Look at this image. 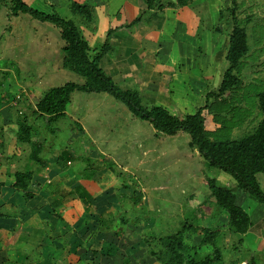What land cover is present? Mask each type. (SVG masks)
Instances as JSON below:
<instances>
[{"label":"rangeland","instance_id":"rangeland-1","mask_svg":"<svg viewBox=\"0 0 264 264\" xmlns=\"http://www.w3.org/2000/svg\"><path fill=\"white\" fill-rule=\"evenodd\" d=\"M231 1L191 0L175 18V23L173 19L169 27L149 32L147 48H155L154 42L169 39L167 42L173 45L193 47L195 56L212 57L223 72L227 68L224 55L228 34H219L211 28L218 20L217 25L230 29ZM9 2L0 0V71H3L0 72V139L4 144V148L0 147L4 149L0 159L5 161L2 162L4 168L0 167V183L7 185L13 178V170L32 171L33 178L28 187L31 198L26 200L25 206L18 194L0 191V226L8 232L0 241V254H4L1 251L4 248L13 251L11 255L15 259L8 256L6 264L11 260L9 257L13 261L18 260L19 263L15 264H39V261L41 264H158L148 252L157 250V238L177 232L185 221L193 220L198 215L194 208L206 197L205 178H216L214 173L201 161L196 151L188 147L184 133L165 137V140L152 139L153 130L148 124L134 121L121 104L105 94L75 95L66 116L48 126L41 118H30L31 110L44 91L68 81L80 83L81 79L66 70L60 71L61 43L57 29L49 23L40 24L31 20L24 14L12 17ZM70 2L73 1L27 0V5L39 12L57 14L75 21L73 19L80 16H72ZM119 3V0H109L102 5V10L108 14L110 10H116ZM177 7L174 4L168 9L175 12L179 9ZM154 9L156 16L147 19L158 20L160 24L161 19L156 12L160 10ZM234 11L237 24L244 28L247 39V61L242 66L246 55L239 61L237 75L242 81V95L247 104L252 131L256 118L261 117L257 95L264 90V60L258 59L259 50L264 52V0H235ZM140 14L145 15V11L142 10ZM92 15L99 26L101 19L95 11ZM110 22L116 24L115 19ZM87 23L79 20L77 24L86 28ZM148 23H143L144 28ZM194 23L195 27L192 25ZM89 25L92 26V23ZM135 35L131 37L137 39ZM223 37L224 44H220ZM125 40L121 38L119 45L123 43L122 49L126 50L121 51L129 53ZM217 40L220 44L218 53L212 55ZM199 47H204L201 56L197 49ZM138 50L141 54L137 51L136 55L121 59L123 63L115 68L114 75L120 79L117 84L123 89L139 91L145 108L164 105L178 117L192 113L196 105L202 102V97L189 94L181 99L173 98L171 94L164 97L173 83L174 87L182 86V82L173 79L182 75L184 80L181 70L169 64L166 68L172 75L160 74L157 55L142 52L140 45ZM218 54H221L219 61ZM153 58L155 66H152V70L147 62ZM242 67L243 73L240 71ZM185 68L187 70L189 67ZM189 69L191 76L197 77V73L195 75L192 68ZM7 93L10 95L8 102L5 101ZM206 95L204 102L200 103L205 105L202 111L204 118L209 114L208 117L213 116L215 122L221 125V130L227 129L224 134L210 133L212 140L237 139L250 132L233 131L229 134L230 121L219 122V115L227 114L224 111L226 108L223 105L216 109L206 106ZM213 99L210 97L208 100ZM235 112L234 109L230 110L227 117H234ZM25 118L37 133L31 136L28 143H19L16 139V121ZM36 145H40L37 154L40 162L31 157ZM64 153L70 157H61ZM41 161L43 166L40 165ZM215 171L223 179L230 177L219 170ZM230 181L234 187L231 177ZM216 182L221 184L219 180ZM238 193L239 190L235 192L238 205L253 218L255 207L261 203L248 194L243 200ZM83 202L89 203V206ZM21 203L22 207L17 206ZM14 206L18 209L15 210ZM118 210L119 213L122 211L119 218ZM211 211L210 208L205 209L204 214L207 216ZM213 211V214L217 213L216 209ZM10 212H15V216L7 214ZM11 217L15 218L9 226ZM18 221L23 224L19 225ZM21 234L28 236L24 238ZM226 237L222 252L229 264L240 245L236 236L228 233ZM53 238L58 239L53 241ZM184 238L187 245L197 242V235L189 230L185 231ZM38 239L43 240L41 247L37 246L40 243ZM50 241L63 248L55 246L54 251ZM259 248L261 252L256 254L254 263L244 252L238 255L239 264H264V248Z\"/></svg>","mask_w":264,"mask_h":264},{"label":"trees","instance_id":"trees-1","mask_svg":"<svg viewBox=\"0 0 264 264\" xmlns=\"http://www.w3.org/2000/svg\"><path fill=\"white\" fill-rule=\"evenodd\" d=\"M147 10L162 9L174 4H162L159 0H141ZM191 0H176L178 7L187 5ZM230 8L231 27L228 34V46L225 53L227 68L222 74V79L216 93H211L215 99L225 92L239 86L238 63L247 53V39L244 28L238 26L235 16V0ZM73 15H79L84 22L92 20L91 8L87 5L69 3ZM9 13L12 17L19 14L27 15L31 20L40 23H49L58 31L61 43L60 57L61 69L78 76L80 83L65 82L60 86H53L44 91L34 108L30 118H41L45 126L65 116L66 109L74 94L99 95L105 94L115 102L121 104L131 115L132 119L148 124L153 130L156 139L175 136L184 133L187 136V145L195 150L204 163L216 170L229 175L239 190L253 197L257 202L264 204V90L257 95V107L261 120L255 128L237 139L212 140V136L204 130L203 108L183 117L175 116L159 106L145 108L137 91L122 89L116 85L98 67V61L108 49L106 40L101 48L93 55L80 36L72 20L63 19L56 14L39 12L22 0H10ZM140 19L136 18L134 23ZM131 24V25H132ZM129 25V26H131ZM17 141L28 143L31 136L37 132L34 126L27 123V119L17 122ZM40 145L32 149L31 157L39 161L37 154ZM64 159L70 157L64 153ZM60 159V158H59ZM71 160V159H70ZM60 163V162H59ZM62 168V165H60ZM263 178V188L258 183V177ZM33 178L31 171L16 170L13 174L10 187L17 191L23 199L29 200L31 195L28 187ZM208 200L217 210L209 221L198 217L185 221L181 228L166 236L157 238V250H150L149 256L158 264H217L221 262V251L227 242L226 235L239 238L249 229L248 214L238 203L234 191L216 184L214 179H206ZM81 199L82 194H80ZM124 222L123 220H121ZM197 235V242L187 245L184 241L185 231Z\"/></svg>","mask_w":264,"mask_h":264},{"label":"crops","instance_id":"crops-1","mask_svg":"<svg viewBox=\"0 0 264 264\" xmlns=\"http://www.w3.org/2000/svg\"><path fill=\"white\" fill-rule=\"evenodd\" d=\"M22 1L27 5V0H22ZM71 1H73L79 5L89 6L91 8L92 13H93V11H95V13L97 14V17L101 19V23L99 24V26H97L98 22L96 21V18H95V16H93L94 15L93 14L92 15V21L87 23V25L85 24L88 28L78 26V24H77L78 21L82 20V18L79 16H78L79 18H77V19L74 18L73 20H75V21H73V22L76 25L77 30H78L80 36L82 37V39L84 41H86L88 48H89V51H90L89 54H91V55H93L96 51H98L101 48L103 43L106 41V35H107V37H108V39H107L108 49L103 54L102 58H100V60L98 61V67L116 85H118L117 82L120 79H119V77H117V75H114L115 74V71H114L115 68L119 65V63H121V64L123 63L121 61V59L125 60V59H127L128 56L135 54L137 51L139 52L140 50H138V45H140L142 47V52H146L148 54H149V52H152V54H156L157 58H159V60H158L159 66H157L159 69L158 73H160V74L166 73L168 75H172L171 72H169L168 69L166 68V66H168L170 64V66H172L173 68L180 69L181 70L180 73L184 74V76H185V78H183L184 80H182V77H181L182 75L181 76L178 75L179 77L177 76V77L173 78L174 80H178L179 83L182 82V86H175L174 87V83H173L172 86L169 88V90L164 94L165 98L169 94H171L170 96H172L173 98H177V99L184 98V96L186 97L187 94H189L193 97H202L203 98L202 102H199V104L196 105V107L192 111V113H194L195 110H197L199 108H203L205 106V105H201L200 103L204 102V96L207 94L206 95L207 96V105L206 106H210V107L213 106L216 109V108L223 105V107L226 108V110H224V111L227 114H223V113L220 114L219 116L221 117V120L219 122L221 123V121H222V123H224V122L230 121V125L228 126L229 127L228 128L229 134L233 133V131H241V132L242 131H250V129L253 127V126H251L252 122H250L249 115L247 113V110H248L247 104H246L245 99L243 98V95H242V89H241L242 81H240L239 86L235 87L234 89H232L228 92H225L224 94H222L217 99H215L213 96L208 97V95H210L212 92H214V91H215V93L217 92V89L220 85V82L222 79V74L224 71L222 72V70L221 71L219 70L217 64L214 63L212 57L206 56L205 58H201L202 57L201 54L203 52L202 48H204V47L197 48L201 57H198V54H197V56H195L196 52L193 51L194 50L193 47H189V46H186L184 44L173 45L172 42H167V41H170L169 39L166 42H160V41L154 42V45L156 46L155 48H153V47H152V49L147 48L148 47V43H147L148 40L146 37L149 34V32H151L154 29L160 30V29H165V28L169 27L171 22H173V19H174V23H175V21H176L175 18L178 17L179 14H181L183 12V9L188 5L182 6V7H177L179 9H177L175 12L174 11L170 12L168 9V8L173 7V6L164 7L162 9H160V11H156V12H158L157 16L161 19V21L159 22L160 24H158L157 23L158 20L152 21L151 19L150 20L147 19V17L149 18L151 16H156V14H154V12H153V11H155V9L147 10L145 4L141 0H119L120 3L118 5V8L116 10H110V12L108 14L106 13V10H104V9L102 10V5H106L109 2V0H71ZM159 1L162 4H166V3L175 4L172 2V0H159ZM141 9L143 11H145V15H143V16H139V15H141L140 14V12L142 11ZM186 15L188 16L189 13H186ZM72 16H74V15L72 14ZM72 16H70V18ZM59 17H61V16H59ZM136 18H139L140 20L137 23L132 24L134 22V20H136ZM63 19H67V18H63ZM114 19H115L116 24H113L110 22ZM67 20H71V19H67ZM95 21H96V23H95ZM148 22H150V23H148ZM91 23H92V26L89 25ZM143 23H148L146 25L147 28L146 27L144 28ZM40 24H42V23H40ZM217 24H218V20L215 21L214 24L212 25V28H211L212 31H216L217 33H219V34L221 33L223 35L226 33L229 34L230 29H226V28L223 29L221 26H219ZM129 25H131V26H129ZM192 25H193V27L196 26L195 23ZM141 28L142 29L144 28V29L142 30ZM166 31H167V29H166ZM182 32L184 33L183 27H182ZM135 33H136L135 37L137 39H134L133 37H131L132 35L134 36ZM163 34H164V32H163ZM170 35H171V33H170ZM186 36H188V35H186ZM121 38H122V40L127 39L124 41V43H126L125 46L129 50V53L122 52L123 50H126V49L125 48L122 49L123 43L119 45ZM58 40H59V38H58ZM222 43L224 44V37L222 38V41L220 42V44H222ZM220 44H219V41L217 40V43L214 45L213 50L211 52L212 55L218 53L217 48L220 46ZM121 49H122V51H121ZM155 49H157V50L155 51ZM154 51H155V53H154ZM262 51L259 50V55H260V56H258L259 61L264 60V52L262 53ZM140 52H139V54H141ZM156 52H158V53H156ZM207 53H208V51H207ZM218 56H219V59H218V61H219L221 59V54H218ZM224 57H225V55H224ZM155 58H156V56H155ZM246 58H247V55L245 56V59H243L244 61L242 62V66L247 61ZM149 61L151 63H149ZM149 61L147 62V65L149 66V68H151L153 70L152 66H155L154 58L149 60ZM186 66H188L189 68L191 67L192 71H194L195 75L197 73V77L196 76L192 77L191 76L192 75L191 70L189 68H187V70H186V68H185ZM1 68H3V67L1 66ZM240 69H241L240 71H242V73H243V71H244L243 67ZM0 70H2V69H0ZM60 71L64 72V70H62V69H60ZM165 71H167V72H165ZM0 72L2 73L3 71H0ZM183 72H185V73L187 72V73L185 74ZM187 74H189V75H187ZM238 78H240V77L238 76ZM180 79L182 81H179ZM166 80L168 81L170 79H166ZM118 86L120 88H122L120 85H118ZM128 90H134V89H128ZM144 93H149V91H145ZM75 95H79V94H74L72 96L71 102H72L73 97ZM9 96L10 95L7 93L6 98H5L6 102H8V100L10 98ZM85 96H90V95H85ZM210 97H213L214 99L212 101H209L208 99ZM71 102H70V104H71ZM15 107H16V105H15ZM160 107H163L164 109H166L164 105H160ZM232 109H234L236 111L235 116L233 117V115H232L230 117H227V115L229 114V111ZM166 110L170 113V111L168 109H166ZM192 113H187L185 115L192 114ZM173 115H175V114H173ZM208 115L209 114H207L206 117L204 118V130L209 134L211 133L212 135L224 134V132H226V130H227L226 127L223 128V130H221L220 129L221 125L219 126V124L215 122L216 119L213 116L208 117ZM65 116H66V112H65ZM260 120H261V117L256 118L255 126L257 125V123ZM18 121L19 120L16 121V124ZM207 122L210 123L209 126L206 125ZM255 126H254V128H255ZM151 138L156 139L153 136V131H152ZM167 138H170V137H166L165 139H167ZM162 139L165 140L164 138H162ZM0 147L4 148V144H3L1 139H0ZM7 150H8V152L12 153V151L10 149H7ZM3 151H4V149H2V150L0 149V156L3 155L2 154ZM14 151H13V154H14ZM201 161H203V160L201 159ZM2 162H5L3 158L0 159L1 169L4 168V164ZM1 163H2V165H1ZM40 165L43 166L42 161H41ZM45 165L46 164L44 163V167H46ZM5 169H8V167H5ZM10 170L11 169L9 168V171ZM210 170H212V173H214V175L216 177V178H210V179H214L215 182L217 180H219V182L221 183L220 186L228 188L234 192L237 191V190H235V187H233V182L230 181V177L228 179L227 178L223 179L222 175L216 174V171H215L216 169L210 168ZM15 171L13 170V173ZM79 174H80V172H79ZM208 178L209 177L206 176L205 180ZM11 182H12V179H10V182H8L7 185L0 183V191L6 190V191H9L11 193L18 194V196L20 197L21 195L17 191H15L14 189H12L10 187ZM258 183H259L260 188L262 189L263 188V178L261 176L258 177ZM216 184H217V182H216ZM204 195H206L205 199L202 200L198 204L196 209L194 208V210H196V212H198V215L196 216V218L198 217V222L200 224L201 223L204 224L202 222L203 220L209 221V218H211L213 216V212H214L213 210L215 209L214 205L210 202V200L207 199L208 198V191L207 190H206ZM238 195L243 200L245 198H247L246 197L247 194H245L243 192L241 193L239 191ZM20 198L24 202V206H25L26 200L23 199L22 196ZM60 203H62V202L60 201ZM83 204H85V203L83 202ZM85 205L89 206V203L88 204L86 203ZM263 205H261V204L257 205V206L255 205L256 206L255 207L256 212H254L253 218H251L248 215V218L250 221V227L240 237V241L238 242L240 245V248L234 252L236 254L232 255L233 259L229 262V264H239L240 257H238V255L240 254V256H241V254H243L244 252L248 253L249 261L251 263H254V258L256 256V254H258V252H261L259 247L262 246L264 248V206ZM17 206L22 207L23 204L21 203L20 205H17ZM14 207L16 208L15 210L18 209V207H16V206H14ZM209 208L212 211L210 212V214H208L206 216L204 214L205 209L208 210ZM119 211L120 210H118V212H116V213H118V218H119V216L122 215V211L120 213H119ZM7 214L15 216V212H13V213L10 212ZM6 218H9V217H6ZM14 218L15 217L10 218L9 226H11L13 224ZM2 220H4V219H2ZM18 222H19V225L22 223L21 221H18ZM116 222H117V220H116ZM6 233H8V232L5 230V228L3 226H0V241H2L4 236H6ZM12 234H14V233H12ZM21 236H24V238H25L28 235L27 234H25V235L21 234ZM57 239L53 238V241H55ZM38 240L40 241V243L37 246L41 247L43 240L42 239H38ZM238 240H239V238H238ZM50 244H52L54 246V251H55L56 247L57 248L59 247L57 245H54V243L51 241H50ZM59 248H63V246H61ZM1 251L4 254L3 255L0 254V264H6L8 261L7 257L12 256L11 253L13 251L11 252V250H7V248L1 249ZM221 255H222L221 264H227L228 262L224 259L222 251H221ZM12 257H14V256H12ZM12 257H9V258H11L10 262H8L9 264H15V262L18 261V260L13 261ZM14 259H15V257H14ZM17 263H19V262H17ZM35 264H37V263H35ZM39 264H41V261H39Z\"/></svg>","mask_w":264,"mask_h":264}]
</instances>
